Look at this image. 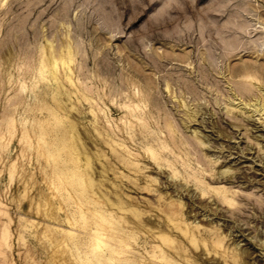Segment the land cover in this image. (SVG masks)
<instances>
[{
  "label": "rangeland",
  "instance_id": "obj_1",
  "mask_svg": "<svg viewBox=\"0 0 264 264\" xmlns=\"http://www.w3.org/2000/svg\"><path fill=\"white\" fill-rule=\"evenodd\" d=\"M262 104L264 0H0V264H264Z\"/></svg>",
  "mask_w": 264,
  "mask_h": 264
},
{
  "label": "bare ground",
  "instance_id": "obj_2",
  "mask_svg": "<svg viewBox=\"0 0 264 264\" xmlns=\"http://www.w3.org/2000/svg\"><path fill=\"white\" fill-rule=\"evenodd\" d=\"M135 101V100H134ZM263 105V104H262ZM126 106V105H125ZM256 108V107H255ZM261 109L262 110H264V105L261 107ZM148 110V109H147ZM258 112H259V110H258ZM135 113V112H134ZM131 114V113H130ZM128 115V114H127ZM140 115V114H139ZM130 117V116H129ZM148 118V117H147ZM148 120V119H147ZM131 121V120H130ZM149 121V120H148ZM148 124V123H147ZM131 125V124H130ZM149 125V124H148ZM174 132V131H173ZM242 157H244V158H246V156H242ZM155 161H157V160H155ZM230 161V160H229ZM229 161H227V160H224L223 162H222V164H224V163H227V162H229ZM224 176V175H223ZM76 177H77V174H76ZM220 177V179H222L221 178V176H219ZM219 177L216 179V181L219 179ZM236 177V176H235ZM225 178V177H224ZM223 178V179H224ZM237 178V180H238V177H236ZM222 179V180H223ZM226 179L227 180H229V178H228V176L226 175ZM225 179V180H226ZM232 180V179H231ZM240 181V180H239ZM238 182V181H237ZM79 184V183H78ZM230 191L231 190H228V188L227 189H225L224 190V197L225 198H229V194H230ZM239 193V192H238ZM236 191L234 192V195L235 194H237V195H239ZM233 194V193H232ZM242 197H244V196H242ZM231 198V197H230ZM244 198H246V197H244ZM247 198H248V195H247ZM249 198H250V196H249ZM232 199V198H231ZM235 200H233V202H232V204H234L235 202H234ZM263 203V202H262ZM262 205V204H261ZM263 206V205H262ZM261 208V207H260ZM90 209V211L92 212V214H93V217L96 219L95 220V225H91L90 223H88V215H87V213H86V211H84V209H80L79 211H78V214L79 215H77V219H76V225H82L83 226V228L85 229V231H84V234L86 235V239L83 241V240H81V238H79V237H81V236H79L80 234H79V232H77L76 231V229H71V231L69 232L70 234H71V237L74 239V242H75V244L78 246V249L80 250V251H84L85 250V245L86 246H88V248L90 247L91 248V254H93V255H95V256H99V255H101V254H98V251L99 250H101L102 249V247L104 246V245H106V243L107 242H109L110 240H108V239H105L104 237H102L104 234H107V233H105V232H108L109 231V229H108V227H112L113 228V230L116 228V227H118V222H115L104 210H102L101 208H98V207H95V208H89ZM262 209V208H261ZM89 211V210H88ZM87 211V212H88ZM113 214V213H112ZM90 215H91V213H90ZM73 219V218H72ZM73 222V221H72ZM72 225V224H71ZM103 225H104V227H103ZM122 226V225H121ZM120 227V226H119ZM117 228V231H118V234H114V233H112L111 235H108V237L111 239V238H114V239H119V241H120V243L121 242H124L128 247H130L131 245L128 243V242H125V240H124V237H123V233H124V231L122 232L121 230H120V228ZM123 227V226H122ZM197 229H199V228H197ZM79 231V230H78ZM122 233V234H121ZM128 233V232H127ZM191 233H192V235L191 236H193V237H195L196 238V230H195V228H193V229H191ZM84 234H82V235H84ZM127 236V235H126ZM70 237V238H71ZM124 244V245H125ZM76 246V247H77ZM116 247V246H115ZM123 248V247H122ZM114 249V248H113ZM82 253V252H81ZM86 253L88 254L89 253V251H87L86 250ZM98 254V255H97ZM110 255H111V252H110ZM88 259L90 260V263L92 264L93 263V259L91 258V257H88ZM110 260H112V258L110 259ZM122 261V260H121ZM126 261V260H125ZM104 261L102 260V259H99V264H101V263H103ZM136 262H138V261H136ZM121 263V262H120ZM124 263V262H123ZM127 264V263H126ZM136 264H138V263H136Z\"/></svg>",
  "mask_w": 264,
  "mask_h": 264
}]
</instances>
